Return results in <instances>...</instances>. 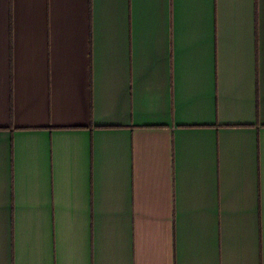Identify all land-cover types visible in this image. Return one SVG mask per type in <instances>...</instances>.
I'll return each mask as SVG.
<instances>
[{
	"label": "crops",
	"instance_id": "crops-1",
	"mask_svg": "<svg viewBox=\"0 0 264 264\" xmlns=\"http://www.w3.org/2000/svg\"><path fill=\"white\" fill-rule=\"evenodd\" d=\"M0 264H264V0H0Z\"/></svg>",
	"mask_w": 264,
	"mask_h": 264
}]
</instances>
